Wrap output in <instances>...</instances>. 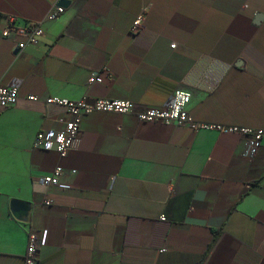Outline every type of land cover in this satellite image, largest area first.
I'll use <instances>...</instances> for the list:
<instances>
[{"label":"crops","instance_id":"0c3cea01","mask_svg":"<svg viewBox=\"0 0 264 264\" xmlns=\"http://www.w3.org/2000/svg\"><path fill=\"white\" fill-rule=\"evenodd\" d=\"M56 1L0 0V84L19 92L0 106V264H23L30 229L46 235L40 264H264V136L251 149L235 133L94 111L67 156L33 145L70 119L50 96L145 108L184 88L196 120L264 129V0H70L38 44L1 36ZM12 199L31 203L28 221Z\"/></svg>","mask_w":264,"mask_h":264},{"label":"built area","instance_id":"2783aa9c","mask_svg":"<svg viewBox=\"0 0 264 264\" xmlns=\"http://www.w3.org/2000/svg\"><path fill=\"white\" fill-rule=\"evenodd\" d=\"M60 0L53 3V6L47 14L46 21L32 22L25 25L16 24L15 19L10 17L9 22L1 31L4 38H16L25 36V40L18 44V49L22 50L29 44H38L40 38L45 34L46 22H51L61 17L66 11V7L61 5ZM148 8L145 7L135 17L131 30L139 32L144 28ZM177 44H172L175 48ZM101 81V78L92 75L89 83ZM19 98L18 87L16 85L0 84V106H14ZM30 99L36 100L34 95ZM192 99L191 91L178 88L175 90L170 100L162 106H149L137 108L136 104L129 99L94 97L84 94L77 99H68L59 96H50L47 103H54L63 106L70 114V119L64 121V127L61 130L39 131L33 140V145L42 149H54L61 157H65L73 149L74 143L80 136L81 122L84 115L94 111L116 112L121 114H134L143 122H160L163 124L186 125L193 130L211 129L225 133H235L249 138V148L260 146L261 139L264 136L263 128H252L249 126L227 125L222 123H205L196 120L189 111V103ZM62 166H57L53 172L46 176L43 181L48 185H58L63 175ZM50 203V201H47ZM162 219H165L163 216ZM46 243V235L39 236L34 230L28 231L27 251L23 257V264H40V250Z\"/></svg>","mask_w":264,"mask_h":264},{"label":"water","instance_id":"95a60500","mask_svg":"<svg viewBox=\"0 0 264 264\" xmlns=\"http://www.w3.org/2000/svg\"><path fill=\"white\" fill-rule=\"evenodd\" d=\"M59 3L67 7L70 3V0H60ZM262 19H263V14L259 13L256 16L255 22L259 23ZM11 210L16 218L22 221H28L29 213L31 211V203L20 199H12Z\"/></svg>","mask_w":264,"mask_h":264}]
</instances>
